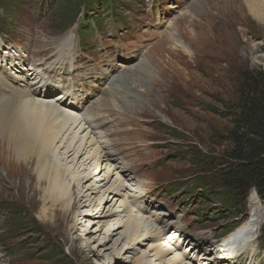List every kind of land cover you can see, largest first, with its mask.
I'll use <instances>...</instances> for the list:
<instances>
[{"label":"rangeland","instance_id":"1","mask_svg":"<svg viewBox=\"0 0 264 264\" xmlns=\"http://www.w3.org/2000/svg\"><path fill=\"white\" fill-rule=\"evenodd\" d=\"M78 1L0 0V42L4 44L0 55L7 50L12 60L16 52L30 60L28 67L36 73L47 75H53L50 66L70 63L66 83L80 88L74 92L80 113L90 119L91 128L103 137L120 171H125L124 184L142 189L146 204L138 206L154 208L149 213L142 209L135 219L152 216L155 220L156 214L165 228L166 219L170 220L175 233L171 237L166 228V238H174L170 246L181 251L178 245L184 243L185 253L192 258L196 249L189 239L199 237L214 245L216 238L221 243L251 219L252 192L239 208H231L222 200L217 171L229 149L226 104L234 96L239 74L264 70V22L251 15L247 0H112L113 12L102 5L86 11L83 5L68 37L63 34L68 32L65 29ZM90 23L92 28H88ZM78 24L86 27L83 47L78 42ZM68 44L69 49L63 47ZM74 51L77 62L72 59ZM59 56L63 65L56 60ZM20 58L17 62L24 66ZM42 60L47 62L41 64ZM7 63L14 76L18 63ZM109 65L115 68L106 81L110 89L105 81L94 84L107 93L91 97L95 90L91 86L94 90L85 96L88 76L91 79ZM55 75L59 81L66 77L59 72ZM6 161L0 155L2 264H130L131 253H137L143 241L136 239L126 249L124 263L114 261L126 248L121 234L132 236L134 232L129 225L114 231L101 225L106 221L111 227L116 217L104 220L98 215L120 210L119 202L102 204L99 198L104 192L94 194L87 189L95 179L103 178L101 172L82 182V192L92 199L87 207L82 202L76 205L73 221L71 213L59 208L43 216L35 180L27 184L24 170ZM93 161L89 160L80 175L88 176ZM93 204L101 206L99 211H94ZM257 205L264 211V201L257 200ZM179 225L187 235L182 242L175 238ZM257 236L253 255L245 254L243 259L240 253L233 264H264V220ZM146 248L142 249L148 256ZM146 261L159 264L150 255ZM184 263L191 264L186 258ZM208 263L221 264L214 259Z\"/></svg>","mask_w":264,"mask_h":264},{"label":"bare ground","instance_id":"2","mask_svg":"<svg viewBox=\"0 0 264 264\" xmlns=\"http://www.w3.org/2000/svg\"><path fill=\"white\" fill-rule=\"evenodd\" d=\"M247 2L251 15L257 21L264 22V0H247ZM66 43L64 42V44ZM39 50L43 52L41 47ZM8 53L11 55L10 52ZM7 56V50H4L0 55V155L7 159L6 162L13 164L16 162L15 165L24 170L27 184L30 179L35 180L36 187L41 194L43 216L48 210L59 208L66 213H71L74 221L77 216L74 213L76 205H81V202L85 206L90 205L92 199L90 195L85 194V190L84 193L82 192V182L86 181L90 175L94 176V172H101L103 178L95 179V183L87 189L94 194L99 191L104 192L103 197H98L102 204L111 201L119 202L120 208L119 211L109 210L107 214L98 215L97 217L104 220L116 217L117 222H114L111 227L107 226L106 221L101 222V225L106 227V231H114L119 226L129 225L133 227L134 232L132 236L121 234L126 248H123L117 259L114 260L117 263H124L126 249L136 242V239L142 240L143 244L142 247H138L137 253H131L128 261L130 264H149L146 261L149 255L159 264H185L184 258L191 264L203 262L209 264L208 262L213 259L215 263L233 264L235 259H239L237 257L240 253L243 259L245 254L253 255V247L257 245V234L264 220V211L259 209L257 205L259 199L253 192L250 197L251 219L248 217L247 223L241 228H237V231L231 232V235L228 234L229 236H226L227 238L225 237L219 246L209 245L207 239L200 240L202 242L199 243V246L206 248L208 253L198 256V252L203 247L198 248L193 253L196 258L195 256L191 258L192 254L182 253L178 248L176 249L174 244L170 246L174 238H166V228L163 227L165 223L159 220L158 215L155 214V220H151L152 216L135 219L142 209L147 211L146 207L137 206L144 200V196H140L142 189L136 184L132 188L130 186L128 188L124 184L128 179L126 173L120 171L121 169L116 165L117 160L113 158L115 155L107 151L109 150L108 145L101 141L103 137L94 132L90 119L80 113L79 107L71 101L72 97L64 98L68 88L64 86L50 87L51 83L61 85L50 80H46L45 83H42L41 79L33 82L35 72L25 68L26 60L18 57L16 52L12 60ZM19 58L24 66L17 62ZM9 61L18 63L13 68L14 76L11 69L7 68ZM114 69V66H109L108 69L93 76L90 79L91 82L108 81ZM58 70L64 74L70 69L65 66L57 69L56 72L51 70V73L56 74ZM83 70L92 74V71L87 67H84ZM41 88H43L42 91ZM59 88L64 95L57 93L58 95L54 96V91ZM89 160H94L91 165L92 171H89L88 176L80 175L82 171L84 172ZM112 177L114 179L110 182ZM104 186L106 189L103 191ZM128 191L133 195H128ZM105 195V199L102 200ZM76 197L79 200L76 201ZM95 204H93L94 208ZM100 207L93 210L99 211ZM134 207L136 210H133ZM149 212L147 211V213ZM124 218L125 222L122 223ZM158 221L162 222L161 227L158 226ZM168 221L170 220L166 219V223L170 224L169 229L172 233L171 237H173L174 226H172V222ZM145 222H148L146 226L143 225ZM181 230V227L178 226V231L181 233L175 237L180 241L181 236L184 235V231ZM184 245L181 243L179 246L183 248ZM137 246L136 244L135 247ZM145 246H147L148 256L142 249ZM211 246L213 247L211 248ZM0 264H2L1 259Z\"/></svg>","mask_w":264,"mask_h":264},{"label":"trees","instance_id":"3","mask_svg":"<svg viewBox=\"0 0 264 264\" xmlns=\"http://www.w3.org/2000/svg\"><path fill=\"white\" fill-rule=\"evenodd\" d=\"M83 5L92 12L97 5L109 7L110 12L116 10L112 0H80L73 5L76 13L67 27ZM226 108L230 121L226 133L229 149L225 163L217 171V181L222 200L237 209L250 192L264 201V70L241 71Z\"/></svg>","mask_w":264,"mask_h":264}]
</instances>
